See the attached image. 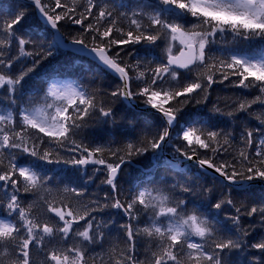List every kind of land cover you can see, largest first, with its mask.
Returning a JSON list of instances; mask_svg holds the SVG:
<instances>
[{
	"label": "snow or ice",
	"instance_id": "6c2138e0",
	"mask_svg": "<svg viewBox=\"0 0 264 264\" xmlns=\"http://www.w3.org/2000/svg\"><path fill=\"white\" fill-rule=\"evenodd\" d=\"M29 11L44 22L43 42L23 30ZM72 26L66 42L61 29ZM177 40L185 59L171 55ZM158 41L160 56L129 62L140 51L133 46L149 51ZM77 56L87 70L75 71ZM100 75L115 87H93ZM34 76L43 86L25 101ZM225 81L242 92L226 105L232 111L211 112L234 118L264 106V0H29L0 9V264H37L34 253L42 264H264V197L252 199L264 187V119L237 130L184 111ZM121 121L122 140L96 131ZM141 158L172 170L192 161V175L141 179L122 198L119 177ZM97 174L107 190L85 204ZM40 191L61 198L34 212L21 194Z\"/></svg>",
	"mask_w": 264,
	"mask_h": 264
},
{
	"label": "trees",
	"instance_id": "16d2710c",
	"mask_svg": "<svg viewBox=\"0 0 264 264\" xmlns=\"http://www.w3.org/2000/svg\"><path fill=\"white\" fill-rule=\"evenodd\" d=\"M117 2H119V0H117ZM131 2L137 3L139 2V0H131ZM19 5H26V4L21 3V2H14L12 0H0V9L4 10L5 13H7V11L10 8L14 11L17 10ZM22 23L24 25V29H23L24 31H31L34 34L33 39H36L37 37H39L41 42L44 41L46 34L43 31V25H41L39 21L37 20L35 16V12L29 11L26 19L22 21ZM78 27L79 26H72V28H62L61 29V34L65 38V41H70L72 36L77 34L75 29ZM47 39L50 40L51 36H47ZM157 43L160 44V47L152 48L149 51H145L142 45L133 46L134 52H135V49H140V51L138 53H135L129 62H134L136 55L140 57H144L147 60L152 59L153 56H157V57L160 56L163 49L166 47V45L162 41H158ZM216 47L217 48H227L228 46L217 44ZM220 54H223V53H220ZM76 64L78 66L75 68V71L78 73L87 70L89 67L88 60L80 59L78 56L76 57ZM41 71L42 72L47 71V69H42ZM193 75L195 76V72L193 73ZM90 78L91 76L89 74V79ZM109 84H111L112 87H115V84L113 83L112 79H110L107 76L100 75L97 78L96 84L93 85V87L98 86L100 88H107ZM42 86L43 84H42L41 78L34 76L33 79L25 86L24 100L26 101L29 98V96L31 95V90L39 89ZM241 92L242 90L233 88L232 86L228 84L227 81H225L223 84L216 83V84H213L212 88L209 90V101L206 104H201L199 106L189 105L187 108L184 109V111L186 113L190 111L199 113L198 118L203 119V120H208L209 118H212V120L218 122L221 127H225L229 129L235 128L239 130V128L243 126L244 124H247L249 127H256L259 123V120L257 119V117H259L260 119H264V106H262L259 102L253 105L252 109L249 110V113L238 112V113H235L234 118L228 117L227 115L220 116L219 114H216L210 111V109H212L213 107V104H217L220 108L224 109L225 112L232 111V109L230 107H226V105L229 104L231 101L236 100L237 96ZM246 96L248 100L253 99L252 94H246ZM2 99H4L5 104H6L7 103L6 98H2ZM116 109L122 115L125 114L124 110L127 109V115L129 117H131L134 114L132 110L128 108L126 105L117 104ZM0 110H3V108L0 107ZM181 124H183V121H181ZM123 128H124V122L121 121L120 126L116 128H110V126H108V127H105L103 131H101L100 129H96V131L100 135L114 136L115 139L119 141L124 138L121 135ZM137 131L139 132L140 130L137 129ZM171 134H172L173 140L175 141L176 136H177V130L173 129ZM204 151L205 150L203 149L201 150V152H204ZM166 155L172 158L171 151H169L163 156V161L165 162V164L167 162V159L165 158ZM153 164H155V162H151L150 164L148 160H144L143 158H141L139 162L134 160L130 167L124 168L123 173L119 177V185L123 189L122 198L123 196H127L129 194L130 189H133L136 185H139L141 182V179L143 180L159 179L161 176H164V177H167V180L169 183L173 182L174 180H178L181 183H183L184 182L182 179L183 176L187 175V177L190 178L192 175V172H190L186 166L182 168L179 167L175 170H172V169H168L165 166H161L157 168V167L152 166ZM50 167H55V166H50ZM91 167L92 166H89V173H88L89 175L91 174ZM100 167H103V166H100ZM57 170L59 171V168H57ZM149 171L153 173L152 176L143 175V173L149 172ZM102 179H103V175L97 174V178L93 182L87 184V195L84 198L85 204L88 203V198L93 195L98 194L99 196L103 197L104 191L107 190V186L101 185ZM85 181H87V176H85ZM207 186L208 187L212 186V181L210 177L207 178ZM2 196L3 194L0 193V197ZM21 196L22 198L26 197V202H30L33 204L34 212L43 211V208L41 207V205L45 199L49 201H53V200H58L61 198L55 191H52V192L40 191L37 193H29V194L22 193ZM261 197H264V187L255 186L252 190V199L258 200ZM73 203H75V201H73ZM191 206L192 205H189V207ZM114 211L115 210H113V212ZM105 218L107 219L108 217L105 216ZM114 218L120 222H123L120 217H114ZM81 223H83V221ZM243 223L247 227L249 224H254V221L248 218H245ZM261 232H262V229L259 227V225H255V230L252 231L251 235L248 238L249 242H253V243L256 242V240L261 235ZM116 236H117V233L113 231L110 239L113 240L114 242ZM147 247H148L147 243L142 241L141 243L138 244L137 251L143 254L146 251ZM105 248H108L107 244L105 245ZM97 251L99 252V249H97ZM116 254H117L116 252H113V256H115ZM34 259L37 261V264H42L43 262V256L36 255L35 253H34ZM105 259H107V255H105Z\"/></svg>",
	"mask_w": 264,
	"mask_h": 264
},
{
	"label": "water",
	"instance_id": "95a60500",
	"mask_svg": "<svg viewBox=\"0 0 264 264\" xmlns=\"http://www.w3.org/2000/svg\"><path fill=\"white\" fill-rule=\"evenodd\" d=\"M12 1H14V2H21V3H24V4H28L29 3V0H12ZM32 8H34V5L32 6ZM38 11V10H37ZM35 14H36V12H35ZM36 17H37V19H38V21L43 25V20L36 14ZM181 49H184V51L185 52H187V49L185 48V46H183ZM180 49V50H181ZM180 50L179 51H177V53H175L174 55H172L173 57H178V58H180V59H185L186 57H181V55H180ZM65 52H68L69 50L68 49H65L64 50ZM127 106V105H126ZM128 107V106H127ZM171 131V130H170ZM166 159H168L169 161L171 160V158H169V157H166ZM173 163H179V161H173ZM187 163L189 164V165H191L192 164V161H187ZM208 177H211V170H209V176ZM257 185H259V184H257ZM260 186V185H259Z\"/></svg>",
	"mask_w": 264,
	"mask_h": 264
},
{
	"label": "rangeland",
	"instance_id": "374dc122",
	"mask_svg": "<svg viewBox=\"0 0 264 264\" xmlns=\"http://www.w3.org/2000/svg\"><path fill=\"white\" fill-rule=\"evenodd\" d=\"M174 43H175V45H174ZM180 45H181V44L179 43V40H177V41H173V42H172V51H171V54L177 50L176 47H177V48H180V47H181Z\"/></svg>",
	"mask_w": 264,
	"mask_h": 264
},
{
	"label": "bare ground",
	"instance_id": "6f19581e",
	"mask_svg": "<svg viewBox=\"0 0 264 264\" xmlns=\"http://www.w3.org/2000/svg\"><path fill=\"white\" fill-rule=\"evenodd\" d=\"M67 42V41H66ZM129 108V107H128ZM171 133H172V130H171ZM167 156V155H166ZM187 163V162H186ZM187 165H188V163H187ZM211 178V177H210Z\"/></svg>",
	"mask_w": 264,
	"mask_h": 264
}]
</instances>
